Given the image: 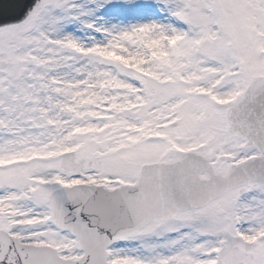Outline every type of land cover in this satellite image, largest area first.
Wrapping results in <instances>:
<instances>
[{
    "label": "snow or ice",
    "instance_id": "obj_1",
    "mask_svg": "<svg viewBox=\"0 0 264 264\" xmlns=\"http://www.w3.org/2000/svg\"><path fill=\"white\" fill-rule=\"evenodd\" d=\"M0 264H264V0H0Z\"/></svg>",
    "mask_w": 264,
    "mask_h": 264
}]
</instances>
